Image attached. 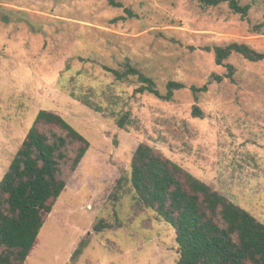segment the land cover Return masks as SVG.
I'll return each instance as SVG.
<instances>
[{
	"label": "rangeland",
	"instance_id": "1",
	"mask_svg": "<svg viewBox=\"0 0 264 264\" xmlns=\"http://www.w3.org/2000/svg\"><path fill=\"white\" fill-rule=\"evenodd\" d=\"M116 1L0 0V181L42 109L90 142L24 264H176L175 230L132 188L141 143L264 223V60L215 51L264 53V0H237L246 17L229 1ZM127 64L185 87L164 99L104 67Z\"/></svg>",
	"mask_w": 264,
	"mask_h": 264
},
{
	"label": "trees",
	"instance_id": "2",
	"mask_svg": "<svg viewBox=\"0 0 264 264\" xmlns=\"http://www.w3.org/2000/svg\"><path fill=\"white\" fill-rule=\"evenodd\" d=\"M223 1L248 15L250 5L237 0H201L207 6ZM110 3L122 6L116 0ZM215 51L221 65L234 51L251 61L264 60V53L246 44L217 46ZM227 66L232 74L233 66ZM104 67L121 81L136 77L137 92L164 99L185 87L170 80L163 93L153 78L131 64L125 70ZM193 112L203 117L198 106ZM118 123L123 127L125 116ZM89 147L88 139L61 115L39 111L0 181V264L25 263L46 215L67 185L63 166L75 171ZM131 183L136 199L175 230L176 264H264V223L152 146L141 143L135 150Z\"/></svg>",
	"mask_w": 264,
	"mask_h": 264
}]
</instances>
